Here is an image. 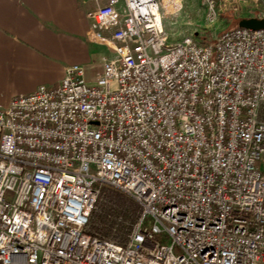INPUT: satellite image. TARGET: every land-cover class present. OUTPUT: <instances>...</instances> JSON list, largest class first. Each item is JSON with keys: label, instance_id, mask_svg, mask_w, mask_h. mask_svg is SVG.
<instances>
[{"label": "built area", "instance_id": "obj_1", "mask_svg": "<svg viewBox=\"0 0 264 264\" xmlns=\"http://www.w3.org/2000/svg\"><path fill=\"white\" fill-rule=\"evenodd\" d=\"M93 1L95 79L0 105V264H264V28L169 42L162 0ZM103 185L142 206L125 244L89 231Z\"/></svg>", "mask_w": 264, "mask_h": 264}, {"label": "crops", "instance_id": "obj_2", "mask_svg": "<svg viewBox=\"0 0 264 264\" xmlns=\"http://www.w3.org/2000/svg\"><path fill=\"white\" fill-rule=\"evenodd\" d=\"M93 7V0H0V105L58 84L68 66L102 54L105 46L91 40Z\"/></svg>", "mask_w": 264, "mask_h": 264}, {"label": "rangeland", "instance_id": "obj_3", "mask_svg": "<svg viewBox=\"0 0 264 264\" xmlns=\"http://www.w3.org/2000/svg\"><path fill=\"white\" fill-rule=\"evenodd\" d=\"M167 26L176 38L193 34L200 41H214L223 30L237 26L238 19L257 13L260 9L256 0H162ZM107 49L102 47V54L82 65L85 78L95 79L103 67V54ZM264 115V104L262 106ZM99 197V196H98Z\"/></svg>", "mask_w": 264, "mask_h": 264}, {"label": "trees", "instance_id": "obj_4", "mask_svg": "<svg viewBox=\"0 0 264 264\" xmlns=\"http://www.w3.org/2000/svg\"><path fill=\"white\" fill-rule=\"evenodd\" d=\"M141 214L142 206L137 200L118 188L103 185L90 213L89 231L125 244Z\"/></svg>", "mask_w": 264, "mask_h": 264}, {"label": "water", "instance_id": "obj_5", "mask_svg": "<svg viewBox=\"0 0 264 264\" xmlns=\"http://www.w3.org/2000/svg\"><path fill=\"white\" fill-rule=\"evenodd\" d=\"M239 26L260 29L264 28V18L243 17L239 20Z\"/></svg>", "mask_w": 264, "mask_h": 264}]
</instances>
